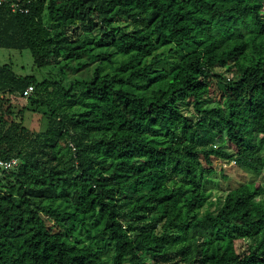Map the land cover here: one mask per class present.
Masks as SVG:
<instances>
[{"label":"trees","instance_id":"16d2710c","mask_svg":"<svg viewBox=\"0 0 264 264\" xmlns=\"http://www.w3.org/2000/svg\"><path fill=\"white\" fill-rule=\"evenodd\" d=\"M25 7L0 48L57 78L0 65V264H264V0Z\"/></svg>","mask_w":264,"mask_h":264},{"label":"rangeland","instance_id":"374dc122","mask_svg":"<svg viewBox=\"0 0 264 264\" xmlns=\"http://www.w3.org/2000/svg\"><path fill=\"white\" fill-rule=\"evenodd\" d=\"M5 63L11 64L14 67V70L22 75H35L39 81L46 77L57 78L55 69L56 67L38 68L34 64V60L29 49L19 51L14 49L0 48V65ZM72 76V74L69 75V77ZM25 115V124L27 126L32 129H38L40 127L41 118L39 113H33L28 110ZM217 138L222 139V136L219 135ZM214 166L217 169V175H215V179L217 180L216 183L211 182L208 186L209 189L213 191V199H216L217 196L226 193V191L232 187L239 186L245 182L258 181L259 179L255 173L245 171L234 162L215 160ZM200 231L201 230H198V232ZM196 232L197 231H192V234L194 235ZM240 244L243 245L241 241H239V246Z\"/></svg>","mask_w":264,"mask_h":264},{"label":"built area","instance_id":"2783aa9c","mask_svg":"<svg viewBox=\"0 0 264 264\" xmlns=\"http://www.w3.org/2000/svg\"><path fill=\"white\" fill-rule=\"evenodd\" d=\"M26 0H0V5H8L12 11H21V12H27L28 8L25 7ZM30 2V1H29ZM33 91V87L30 86L27 89V92L30 93ZM18 164V159L15 157H12L10 159L3 157L0 154V169L3 170H11L15 169Z\"/></svg>","mask_w":264,"mask_h":264}]
</instances>
